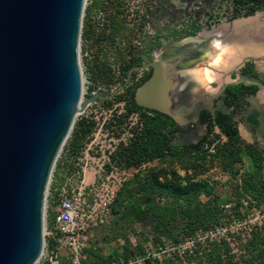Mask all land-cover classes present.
Instances as JSON below:
<instances>
[{"label": "rangeland", "instance_id": "374dc122", "mask_svg": "<svg viewBox=\"0 0 264 264\" xmlns=\"http://www.w3.org/2000/svg\"><path fill=\"white\" fill-rule=\"evenodd\" d=\"M238 1L85 0L78 45L84 107L75 115L72 128L49 175L44 202L45 243L48 244L50 239L48 232L55 233L53 214L62 189L71 194L85 180L88 184L94 182L98 187L88 196V201L107 202L106 210L96 208L89 227L82 232V253L87 260L102 264H140L143 257L152 255L160 264L166 261L169 264H189L192 261L194 264L196 243H204L205 239H223L229 243L234 264H264L263 246H247L249 241H253V233L264 228V218L258 222L254 216L257 210L264 209V192L258 194L257 190L242 181L228 179L213 157L192 162L188 157L177 159L164 156L138 167H126L119 160L117 154L131 137L129 130L142 127L138 113H125L126 92L141 80L146 70L133 72L128 85L115 95V99L102 100L98 97L94 102L87 103V99L94 94L108 95L121 86L129 66L142 65L146 59H156L155 55L164 50V44L184 42L199 33L206 34L203 38L206 43L199 59L186 61V56L193 50L190 47L182 54L167 57V67L163 66L168 81L169 78L178 79L183 75L181 69L186 66L196 62L200 65L201 71L198 72L202 73L201 79L205 84L200 89H191L195 94H189L190 81L183 85L176 82L173 88L168 87L164 91L165 100L175 101L171 113L186 119L184 123L177 124L188 128L185 134H176L170 145L196 143L205 134V126L197 123L198 114L202 110H214L213 103L221 95L224 85L237 81L257 82L236 75L235 68L241 62L253 56L252 60L258 65L264 79V56L253 54L254 44L264 46V11L230 20L235 13L233 5ZM208 24L211 26L207 27ZM194 26L200 27L198 32L193 36L187 35ZM218 32L221 38H225L220 42L227 49L226 55L238 57L237 63L223 71L215 70L213 62L216 57L211 42L218 40ZM208 48L211 51L207 57H203ZM231 73H235V76L231 77ZM197 75L200 76V73ZM192 84L195 85V82ZM251 103L252 108L235 119L241 137L246 142L255 140L256 146L264 154V106L259 105L256 98H251ZM216 107H221L219 101ZM255 120L261 121L257 123L258 126L251 124ZM81 121L91 131L75 139L74 132ZM71 145L76 146L75 153H71ZM154 181L181 187L196 183L211 187L225 201L221 202L224 214L222 224L205 232L198 231L195 236H183L182 222L178 221L174 225V233L182 236L180 241L175 244L171 240H164L163 246H153L151 218L147 215L142 220L136 219L131 214L132 209L127 207L135 199H140L142 206L151 198L158 201L147 188ZM145 212L148 214L147 209ZM138 246H142V254L137 250ZM126 248L131 249L133 258L125 257ZM61 255V260H64L66 252L61 250Z\"/></svg>", "mask_w": 264, "mask_h": 264}, {"label": "water", "instance_id": "95a60500", "mask_svg": "<svg viewBox=\"0 0 264 264\" xmlns=\"http://www.w3.org/2000/svg\"><path fill=\"white\" fill-rule=\"evenodd\" d=\"M84 3L0 0V264H35L40 258L49 175L84 107L78 61ZM193 43H183L174 56ZM149 68L151 76L134 94L137 106L176 122L160 107L167 104L169 81L157 59L130 68L121 86L87 103L112 99L133 72Z\"/></svg>", "mask_w": 264, "mask_h": 264}, {"label": "trees", "instance_id": "16d2710c", "mask_svg": "<svg viewBox=\"0 0 264 264\" xmlns=\"http://www.w3.org/2000/svg\"><path fill=\"white\" fill-rule=\"evenodd\" d=\"M233 11L235 13L230 20L254 16L264 11V0H239L234 3ZM210 26L211 24L207 25ZM199 29V26H194L187 35L193 36ZM132 67L135 66L127 68L125 77ZM237 73L242 78L256 80L264 86L251 59L244 61L237 69ZM230 76L234 77L235 73H231ZM142 81L133 85L125 96V113H138L142 123L141 129L129 130L131 137L127 145L117 154L126 167H138L140 164L164 156L177 159L188 157L192 162H201L213 157L219 162L221 170L228 179L240 180L253 190H257L258 194L264 192V154L254 143H248L241 137L235 119L246 110L247 98L257 93L259 84L243 82L227 84L218 99L214 101V110L212 112L202 110L198 114L197 123L205 126V134L194 144L173 146L170 145L172 138L176 134H185L188 128L177 125L170 117L159 112L136 106L133 100L134 93ZM115 98L116 96L111 100ZM218 101L221 103L219 108L216 107ZM90 131V127L85 128L84 121H81L74 132L75 139L85 136ZM70 151L75 153L76 146L71 145ZM247 159L248 165H246ZM147 188L158 201L151 198L142 206L140 199H135L127 209H132V216L139 220L149 215L153 233L151 242L155 247L163 246L164 240H171L175 244L180 241L182 236L174 233V225L178 221L182 222L183 236H195L198 231L205 232L223 222L221 202L225 201L211 187L197 183L181 187L173 183L163 184L154 181L149 183ZM146 209L148 214L145 212ZM259 245L264 248V228L253 233V241H249L247 246L254 248ZM137 250L142 254V246H138ZM230 252L229 243L225 240L205 239L204 243L195 244L193 262L194 264H234V255ZM125 257L133 258L130 248L125 249ZM140 264H160V261L149 255L143 257ZM165 264H169V261ZM189 264H192V261Z\"/></svg>", "mask_w": 264, "mask_h": 264}, {"label": "built area", "instance_id": "2783aa9c", "mask_svg": "<svg viewBox=\"0 0 264 264\" xmlns=\"http://www.w3.org/2000/svg\"><path fill=\"white\" fill-rule=\"evenodd\" d=\"M97 190L94 182L88 184L85 180L79 183L71 194L62 189L53 217L55 233L48 232L50 239L48 244L44 240V250L36 264H102L87 260L82 253L84 247L82 232L89 227L96 208L106 210V201H88L91 192ZM254 216L256 221L261 222L264 218V209L257 210ZM61 250L66 252L64 260H61Z\"/></svg>", "mask_w": 264, "mask_h": 264}, {"label": "crops", "instance_id": "0c3cea01", "mask_svg": "<svg viewBox=\"0 0 264 264\" xmlns=\"http://www.w3.org/2000/svg\"><path fill=\"white\" fill-rule=\"evenodd\" d=\"M264 31V30H263ZM206 36V34H200V36L199 37H197V39H194V40H187L186 42H184V43H188V42H192V41H201L204 37ZM262 41H264V38H263V40ZM183 42V41H182ZM175 44V45H174ZM181 45H183V43H181V42H179V43H168V44H166L165 45V48H164V50L161 52V53H159V57L160 58H162V60L167 64V60H166V58L167 57H173L174 56V54H175V52H177V50H179V48H180V46ZM264 45V44H263ZM178 46V47H177ZM253 49H254V51H253V54L254 55H259V56H264V46L263 47H261L260 45L259 46H255V44H254V47H253ZM209 51H211V48L209 49H206L205 51H204V55H203V57H207V55L209 54ZM214 52H215V55H214V57H216L217 58V55H218V51L216 50V49H214ZM162 55V56H161ZM216 58H214V60H213V62L215 63V66H216V69L215 70H220V71H223L224 69H226V68H228V67H230V66H233V61L234 60H236V63H237V61H238V57H236V56H231V55H224L221 59H219V60H217ZM252 58H254L253 56H248L244 61H246V60H248V59H251L252 60ZM226 59H227V61L228 62H226ZM243 61V62H244ZM254 61V60H253ZM243 62H241L235 69L237 70L242 64H243ZM197 63V62H196ZM196 63H192V64H190L189 66H187V67H185V68H183V69H181L182 71H183V75H181V76H179V79H180V81L182 82V85H183V83H185V82H188V81H190L191 82V85H190V91H189V94H191L193 91L191 90V89H200V87H202V85H204L205 83L202 81V79H201V75H202V73L201 72H198V71H201L200 69V65H197ZM201 63V62H200ZM199 64V63H198ZM254 65H255V69L257 70V72H258V74H259V76H260V81H262L263 83H264V79H262V77H261V73H260V69H259V67H258V65L255 63V61H254ZM197 73H200V76L199 75H197ZM237 76L239 75V74H236ZM194 76H197V77H194ZM241 77V76H240ZM208 78V77H207ZM193 82H195V85H193L192 83ZM239 82H242V81H237L236 83H239ZM243 83H245V82H243ZM252 83H257V84H259V85H261L259 82H255V81H253ZM228 84V83H227ZM231 84H235V83H231ZM196 86V87H195ZM199 88H198V87ZM222 90H223V88H222ZM188 93V92H187ZM186 93V94H187ZM221 93H222V91H221ZM193 94H195V92H193ZM186 98H189V96L188 97H186ZM251 98L253 99V98H256L257 99V102H258V104L259 105H261V106H264V86L263 85H261L260 86V88H259V90L257 91V93L254 95V96H250V97H248L247 98V101H248V106L246 107V110H248V109H250V108H252V103H251ZM191 103H193V102H191ZM192 106L190 105L189 106V108H191ZM179 108H182V106L181 105H179ZM245 110V111H246ZM244 111V112H245ZM243 112V113H244ZM237 117V116H236ZM235 117V118H236ZM185 117L184 118H182V122H185ZM258 122H261L260 120H255L254 122H252L251 124L253 125V126H258L257 125V123ZM238 129H239V126H238ZM239 133H240V131H239ZM247 142L248 143H254L255 145H256V143H255V140H247Z\"/></svg>", "mask_w": 264, "mask_h": 264}, {"label": "flooded vegetation", "instance_id": "af4514ba", "mask_svg": "<svg viewBox=\"0 0 264 264\" xmlns=\"http://www.w3.org/2000/svg\"><path fill=\"white\" fill-rule=\"evenodd\" d=\"M200 36V33L199 34H197L196 36H194V37H190L191 39L190 40H194V39H197V37H199ZM216 37H218V41H221V40H223V39H225V38H221L222 36H220V35H218V36H216ZM185 40H187V39H185ZM194 43L193 44H191V45H189L187 48H190V47H192L193 48V50H192V52L191 53H188V55L186 56V57H188V59H186V61L187 60H190V61H195L197 58H199V56H200V54H201V51H202V49H203V47H204V45H205V43H206V40L204 41V42H198V41H193ZM196 42H198V43H196ZM165 45L166 44H164V47H165ZM186 48V49H187ZM185 51V50H184ZM184 51H182L181 52V54L184 52ZM148 54V53H147ZM157 55L158 54H156L155 55V57L157 58ZM153 59H146V63H148V62H150V61H152ZM151 73H152V68H149V69H147L146 70V73H145V75L143 76V77H141V80H143L141 83H140V85L137 87V88H139L144 82H146L148 79H149V77L151 76ZM137 88H136V90H137ZM136 90H135V92H136ZM135 94V93H134ZM134 102H135V104H136V106H137V103H136V100H135V97H134ZM138 107V106H137ZM141 108V107H140ZM143 109V108H142ZM198 118V117H197ZM177 123H179V124H182V123H184V122H179V121H176ZM175 122V123H176ZM176 123V124H177ZM178 125V124H177Z\"/></svg>", "mask_w": 264, "mask_h": 264}, {"label": "bare ground", "instance_id": "6f19581e", "mask_svg": "<svg viewBox=\"0 0 264 264\" xmlns=\"http://www.w3.org/2000/svg\"><path fill=\"white\" fill-rule=\"evenodd\" d=\"M219 33L220 32H218V35H219ZM191 38H188L187 40H190ZM186 40V41H187ZM186 41H184V42H186ZM184 42H181V43H184ZM175 45V44H174ZM178 47V46H177ZM162 56V55H161ZM159 62H161L162 64H163V66H166L167 67V64L162 60V58H160L159 57V54L157 55V58H156ZM226 62H228L227 61V59H226ZM236 63V60H234L233 61V65ZM168 84H169V88H173L174 87V85H175V83H176V81H174L173 80V78H169L168 79ZM178 84L180 85H182V82L180 81V79H179V77H178ZM80 101H82L81 100V98H80ZM166 102H167V104L166 103H164V101L162 102V103H164V104H161L160 105V107L161 108H163L164 110H167V111H169V112H171L173 109H172V105H174L175 104V101H174V99H171V100H167L166 99ZM182 118H184L183 116H179V117H177L176 118V121H179V122H182ZM43 250H44V240H43V245H42V251H41V254H40V256L42 255V253H43Z\"/></svg>", "mask_w": 264, "mask_h": 264}, {"label": "clouds", "instance_id": "9594fccd", "mask_svg": "<svg viewBox=\"0 0 264 264\" xmlns=\"http://www.w3.org/2000/svg\"><path fill=\"white\" fill-rule=\"evenodd\" d=\"M212 47L218 51L217 60L221 59L226 54V47L222 45V43L218 40H213L211 42Z\"/></svg>", "mask_w": 264, "mask_h": 264}]
</instances>
